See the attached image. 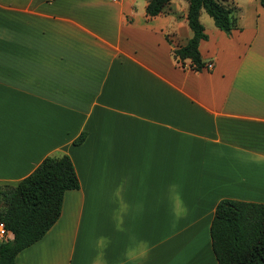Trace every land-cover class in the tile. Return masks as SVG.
<instances>
[{
    "label": "crops",
    "instance_id": "obj_1",
    "mask_svg": "<svg viewBox=\"0 0 264 264\" xmlns=\"http://www.w3.org/2000/svg\"><path fill=\"white\" fill-rule=\"evenodd\" d=\"M227 1L193 70L187 0H0V184L62 152L78 179L12 264H218L215 203L264 201V8Z\"/></svg>",
    "mask_w": 264,
    "mask_h": 264
},
{
    "label": "trees",
    "instance_id": "obj_2",
    "mask_svg": "<svg viewBox=\"0 0 264 264\" xmlns=\"http://www.w3.org/2000/svg\"><path fill=\"white\" fill-rule=\"evenodd\" d=\"M169 1L146 0L144 12H167ZM258 1L264 8V0ZM201 9L215 27L226 33L238 27V7L230 1L187 0L185 18L191 34L183 44L172 48V55L181 66L193 70L206 63L197 47L199 40L207 37L198 18ZM82 136L79 133L73 142H79ZM77 186L72 161L64 152L45 155L15 184H0V221L11 233L0 239V264H12L20 249L45 233L59 215L64 190ZM209 236L218 264H264V201L218 199Z\"/></svg>",
    "mask_w": 264,
    "mask_h": 264
},
{
    "label": "rangeland",
    "instance_id": "obj_3",
    "mask_svg": "<svg viewBox=\"0 0 264 264\" xmlns=\"http://www.w3.org/2000/svg\"><path fill=\"white\" fill-rule=\"evenodd\" d=\"M200 22L202 23L203 26L207 25V24H213L211 17L207 14V12L205 11H201L200 14Z\"/></svg>",
    "mask_w": 264,
    "mask_h": 264
},
{
    "label": "built area",
    "instance_id": "obj_4",
    "mask_svg": "<svg viewBox=\"0 0 264 264\" xmlns=\"http://www.w3.org/2000/svg\"><path fill=\"white\" fill-rule=\"evenodd\" d=\"M205 67L206 68H210L211 67V63L210 62H206L205 63ZM6 234H7V230L4 228L3 223L0 221V237H3Z\"/></svg>",
    "mask_w": 264,
    "mask_h": 264
}]
</instances>
